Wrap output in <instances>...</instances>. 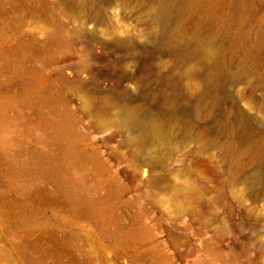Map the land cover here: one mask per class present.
I'll return each mask as SVG.
<instances>
[{"label": "rangeland", "instance_id": "obj_1", "mask_svg": "<svg viewBox=\"0 0 264 264\" xmlns=\"http://www.w3.org/2000/svg\"><path fill=\"white\" fill-rule=\"evenodd\" d=\"M212 2L210 36L263 71L264 0ZM156 16L0 0V264H264V81L217 78Z\"/></svg>", "mask_w": 264, "mask_h": 264}, {"label": "bare ground", "instance_id": "obj_2", "mask_svg": "<svg viewBox=\"0 0 264 264\" xmlns=\"http://www.w3.org/2000/svg\"><path fill=\"white\" fill-rule=\"evenodd\" d=\"M152 2L154 11L157 12L154 21L160 24L166 46L172 49L190 45L193 48L190 56L199 58L200 67L203 66V69L211 64L210 67L217 78L255 74L264 81V70L257 71L252 47L243 45L240 35L233 33L229 28L219 36L220 45L216 38L210 36L215 23L225 17L226 15H222L228 13L233 5L227 3V12H224L212 0H152ZM243 13L244 10L239 6L233 16L229 17L232 26L242 28L239 16ZM169 19H173L172 26L167 23ZM185 190L187 188L183 191Z\"/></svg>", "mask_w": 264, "mask_h": 264}]
</instances>
